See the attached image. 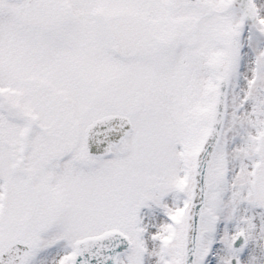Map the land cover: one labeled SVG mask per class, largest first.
Segmentation results:
<instances>
[{
	"label": "snow or ice",
	"instance_id": "snow-or-ice-1",
	"mask_svg": "<svg viewBox=\"0 0 264 264\" xmlns=\"http://www.w3.org/2000/svg\"><path fill=\"white\" fill-rule=\"evenodd\" d=\"M0 264H264V0H0Z\"/></svg>",
	"mask_w": 264,
	"mask_h": 264
}]
</instances>
